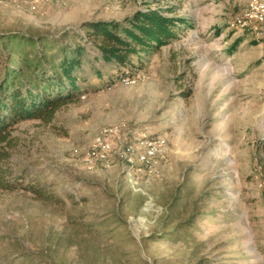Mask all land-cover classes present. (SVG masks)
I'll use <instances>...</instances> for the list:
<instances>
[{"label": "rangeland", "instance_id": "rangeland-1", "mask_svg": "<svg viewBox=\"0 0 264 264\" xmlns=\"http://www.w3.org/2000/svg\"><path fill=\"white\" fill-rule=\"evenodd\" d=\"M251 1L0 0V29L82 33L149 8L192 25L132 56L134 84L87 44L79 100L17 125L15 169L60 200L0 189V264H264V21L240 22ZM106 126L165 136L153 171L119 148L90 167Z\"/></svg>", "mask_w": 264, "mask_h": 264}, {"label": "trees", "instance_id": "trees-1", "mask_svg": "<svg viewBox=\"0 0 264 264\" xmlns=\"http://www.w3.org/2000/svg\"><path fill=\"white\" fill-rule=\"evenodd\" d=\"M168 11L174 13L175 7ZM190 26L186 16L149 8L122 19L84 20L82 33L0 29V189H30L44 200H60L40 178L24 183L28 170L13 165L19 147L14 130L29 120L51 124L60 108L79 100L80 81L88 80L83 71L87 44L96 48L98 59L114 61L121 74L136 75L132 56L160 51Z\"/></svg>", "mask_w": 264, "mask_h": 264}, {"label": "built area", "instance_id": "built-area-1", "mask_svg": "<svg viewBox=\"0 0 264 264\" xmlns=\"http://www.w3.org/2000/svg\"><path fill=\"white\" fill-rule=\"evenodd\" d=\"M264 21V0H252L244 11L242 26L249 23ZM120 80L126 84H134L138 81L137 75H131L129 71L120 75ZM128 137L119 126L103 127L89 147L87 163L90 167L101 163L110 165L109 155L115 148L121 150L122 157L130 167L137 171H153L154 162L167 145L163 135H150L145 132L133 133Z\"/></svg>", "mask_w": 264, "mask_h": 264}]
</instances>
